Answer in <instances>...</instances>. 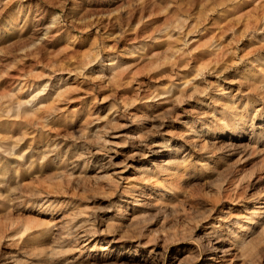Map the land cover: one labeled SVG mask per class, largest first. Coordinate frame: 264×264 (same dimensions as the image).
<instances>
[{"label": "rangeland", "instance_id": "obj_1", "mask_svg": "<svg viewBox=\"0 0 264 264\" xmlns=\"http://www.w3.org/2000/svg\"><path fill=\"white\" fill-rule=\"evenodd\" d=\"M263 13L0 0V264H264Z\"/></svg>", "mask_w": 264, "mask_h": 264}, {"label": "bare ground", "instance_id": "obj_2", "mask_svg": "<svg viewBox=\"0 0 264 264\" xmlns=\"http://www.w3.org/2000/svg\"><path fill=\"white\" fill-rule=\"evenodd\" d=\"M252 28L255 31H258V33H264V13L259 18H256L255 23H253ZM185 43H187V39L186 40L184 39V44ZM180 49H182V47L181 48H178L177 50H180ZM173 56L174 55H172V57ZM173 58L175 59V57H173ZM89 62H90V60H88L85 63V66L83 67V69H81V70H83L82 71V74L83 75H85V73H84L85 72V69L86 68L89 69V67L87 65ZM173 65H175V64H173ZM111 68L113 70L116 69V67H111ZM114 72L117 74L118 71L117 70H114ZM79 73H81V72H79ZM198 74H200V73L199 72H196L194 74V77L195 78L196 77L199 78V76H197ZM76 76H77L76 74H73L72 77H68L66 79H73V80H75L76 79ZM181 77H182V79H184V81L181 79L182 81H180V83H181L180 85H182V84L183 85H186L188 83V80H186L184 78L185 76L184 77L181 76ZM26 83H27L26 81L25 82L22 81V84L18 87L17 92H19L21 86L26 85ZM53 86H55V85H53ZM47 87H48V84L42 85L41 88L39 89V92H37L35 95H32L28 99H17L16 98V101H14L13 99L12 100H9L8 103L4 105L7 110L6 111L1 110L2 112H5V113L4 114L1 113L0 118L3 117L2 115L5 116V117H3L4 118V121H5V119L6 120L7 119H9V120H17L18 119L19 120L20 118H22L23 120H25L24 123L32 122V121H35L37 119L46 120L48 118L47 116L49 115V113L46 112L45 114H43L44 111H45V108L47 107V105L44 104V102L47 101V100L49 101L50 98L52 99V95H53V91L51 90V91L48 92L47 91ZM52 87H51V89H52ZM58 96L60 97L59 93H57L53 97L52 102H55L56 100H58ZM46 110L47 111H50L48 109H46Z\"/></svg>", "mask_w": 264, "mask_h": 264}]
</instances>
